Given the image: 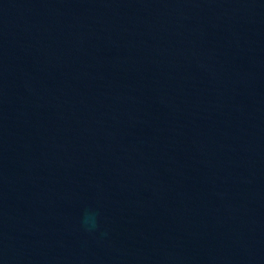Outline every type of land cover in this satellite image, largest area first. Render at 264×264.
<instances>
[{
	"label": "water",
	"instance_id": "95a60500",
	"mask_svg": "<svg viewBox=\"0 0 264 264\" xmlns=\"http://www.w3.org/2000/svg\"><path fill=\"white\" fill-rule=\"evenodd\" d=\"M0 264H264V0H0Z\"/></svg>",
	"mask_w": 264,
	"mask_h": 264
},
{
	"label": "clouds",
	"instance_id": "9594fccd",
	"mask_svg": "<svg viewBox=\"0 0 264 264\" xmlns=\"http://www.w3.org/2000/svg\"><path fill=\"white\" fill-rule=\"evenodd\" d=\"M83 224L88 231H92L98 227V223L96 220V214H89L86 215Z\"/></svg>",
	"mask_w": 264,
	"mask_h": 264
}]
</instances>
